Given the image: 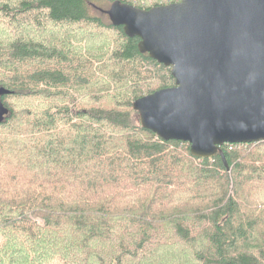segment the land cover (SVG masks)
<instances>
[{"label": "trees", "instance_id": "16d2710c", "mask_svg": "<svg viewBox=\"0 0 264 264\" xmlns=\"http://www.w3.org/2000/svg\"><path fill=\"white\" fill-rule=\"evenodd\" d=\"M114 1L178 0H0V264H43L37 237L59 264H264V141L199 159L143 129L174 79Z\"/></svg>", "mask_w": 264, "mask_h": 264}, {"label": "water", "instance_id": "95a60500", "mask_svg": "<svg viewBox=\"0 0 264 264\" xmlns=\"http://www.w3.org/2000/svg\"><path fill=\"white\" fill-rule=\"evenodd\" d=\"M114 27L170 68L174 85L136 99L143 129L189 145L199 159L264 141V0H178L141 9L114 1ZM0 123L8 115L1 98Z\"/></svg>", "mask_w": 264, "mask_h": 264}, {"label": "rangeland", "instance_id": "374dc122", "mask_svg": "<svg viewBox=\"0 0 264 264\" xmlns=\"http://www.w3.org/2000/svg\"><path fill=\"white\" fill-rule=\"evenodd\" d=\"M147 3L149 5H152L153 2H152V0H148ZM39 223L41 224L40 221H39ZM20 236L21 235L19 233H17V232L13 233V235L10 238H7L8 241L6 243L2 242L3 243V247L9 246L11 243L16 242V240L18 238H20L21 241H22L23 239ZM59 236L60 235H57V237H59ZM2 240L3 239L0 238V243H1ZM24 244H26V243H24ZM36 249L38 251H41V252L44 253L42 255L44 257L43 264H59L57 257L52 253V251H50L47 248V243L43 239L41 240V238H39V237H37ZM59 249H63L62 244H59ZM1 256H2V253H0V257ZM25 258L26 257L23 254L18 255L17 258H16V264H25ZM27 259H28V262H31L32 257H31L30 253H28V258ZM5 264H8L7 260H5Z\"/></svg>", "mask_w": 264, "mask_h": 264}]
</instances>
